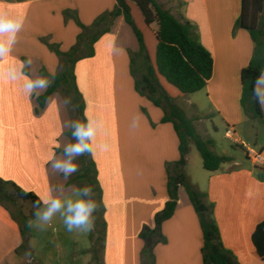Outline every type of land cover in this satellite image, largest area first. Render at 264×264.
Returning a JSON list of instances; mask_svg holds the SVG:
<instances>
[{"label": "crops", "instance_id": "1", "mask_svg": "<svg viewBox=\"0 0 264 264\" xmlns=\"http://www.w3.org/2000/svg\"><path fill=\"white\" fill-rule=\"evenodd\" d=\"M156 1L180 22L190 23L213 57L211 80L196 101L187 100L196 112L195 119L202 122L201 111L210 110L209 116L219 117L232 128L238 141L246 144L245 137L264 154V71L257 84L263 118L246 113L241 105V74L255 49L250 33L238 25L242 0ZM116 5L117 0H0V15L22 22L14 41L8 34L0 37L9 49L0 55V178L41 201L49 195L70 198L78 190L77 184H70L75 174L65 180L50 166L53 159L62 158L63 147L73 143L67 135L73 114L61 89L43 107L39 104L54 81L48 71L55 77L63 71L61 59L48 45H58L68 53L77 44L82 30L66 12L76 14L89 27ZM94 50L93 57L77 62L75 73L86 119L99 124L92 155L106 208L103 262L141 264L145 242L140 233L144 226L155 228L157 214L169 201L166 164L180 160V140L174 125L163 123L164 110L136 90L131 56L139 53L140 46L123 16L113 20ZM13 74L16 79L11 78ZM25 76H46L52 82L29 95L23 90ZM255 122H260L262 131L251 125ZM247 124L256 134L245 132ZM209 139L216 152L215 140ZM230 142L239 150L224 149L217 154L232 157V162L217 172H207L203 186L186 175L214 205L225 248L241 264H264L252 244L256 227L264 221V166L257 167L242 146ZM8 209L0 205V246L9 249L8 256L0 254V263L23 264L14 260L23 244L19 220ZM162 234L166 242L155 246L156 264H203L200 219L183 187L173 217L162 225Z\"/></svg>", "mask_w": 264, "mask_h": 264}, {"label": "trees", "instance_id": "2", "mask_svg": "<svg viewBox=\"0 0 264 264\" xmlns=\"http://www.w3.org/2000/svg\"><path fill=\"white\" fill-rule=\"evenodd\" d=\"M65 15L76 21L82 33L77 44L68 53L60 51L58 45H48L61 59L63 71L54 78L49 91L38 99L41 107L54 92L61 89L65 99L70 100L73 119H86L84 98L77 86L76 64L84 58L94 56L95 43L109 32L114 19L123 16L133 29L140 46L139 53L131 56L136 90L164 110L163 123H172L180 140V160L166 164L169 201L163 211L157 214L155 228L144 226L140 233V238L145 242L141 264H156L154 249L157 244L166 242L162 225L175 213L180 187L185 188L200 219L204 237L203 264H241L223 244L214 215V205L207 202V195L199 191L185 174L190 140L195 143L207 172H217L233 160L232 157L215 153L211 149L212 142L205 141L197 133L193 121L175 105L177 100L203 90L213 76V57L196 38L192 25L180 22L156 0H117L112 12L104 13L89 27L83 25L76 14L66 12ZM238 25L250 33L255 45L253 58L241 74V105L246 113L262 119L257 84L264 71V0H242V14ZM67 135L71 138V130ZM78 162L79 171L71 177L70 184H77L78 189L87 185L93 190L97 208L93 216L92 252L95 259L97 255H101L103 259L107 223L97 164L92 152L80 157ZM0 195L4 198H0L1 202L11 205H14L16 198L33 204L40 200L34 193L2 178ZM26 219H34L33 214ZM23 229L26 230L27 226ZM252 244L257 256L264 261V221L256 227ZM20 250H27V244L24 243Z\"/></svg>", "mask_w": 264, "mask_h": 264}, {"label": "rangeland", "instance_id": "3", "mask_svg": "<svg viewBox=\"0 0 264 264\" xmlns=\"http://www.w3.org/2000/svg\"><path fill=\"white\" fill-rule=\"evenodd\" d=\"M198 93L199 92L180 99L176 103V106L191 118L197 133L200 134L205 141H209L210 137L215 140L217 149L215 153H220L224 149L230 151L239 150V148H235L230 140L225 137L227 127L221 119L216 116H209L208 113H210V110L201 111V109H199L203 114L200 116L202 117V122H199V119H195L197 117V115H195L196 112L188 105L187 100L190 99L196 101L199 95ZM247 125L248 126H245V132L251 135L256 134V131L252 128V126H249L250 124ZM251 125H255L257 130L262 131L260 122H255ZM216 127L217 130L215 129ZM242 140H244L251 148L257 150L255 145L256 143H249L248 139L245 137H243ZM188 155L189 163L185 168V174H187L194 183H199L203 186V183L205 182L204 176L208 174L203 168L202 157L197 150L195 143L191 140L189 141ZM74 194H72L70 198H75ZM0 198L4 199L1 195ZM0 205L4 209L12 208L14 210V215L16 219L19 220L17 224L19 223V230L23 239L22 246L24 243L27 244V250H20L21 246L19 251L15 252L14 260L21 261L23 264L103 263L101 255H97V258L95 259V255L92 252V229L86 232L80 230L68 232L66 231L63 220L59 215H57L53 221L46 226L30 227L28 225L29 219L26 218H29L35 210L32 202L16 198L14 200V205H11V203L6 204L3 201H0ZM25 226H27L26 230L23 229ZM92 228H94V226ZM1 240L3 239L1 238ZM8 252L9 249L0 246V254L8 256Z\"/></svg>", "mask_w": 264, "mask_h": 264}, {"label": "clouds", "instance_id": "4", "mask_svg": "<svg viewBox=\"0 0 264 264\" xmlns=\"http://www.w3.org/2000/svg\"><path fill=\"white\" fill-rule=\"evenodd\" d=\"M22 22L15 18L0 15V37L8 34L9 40L14 41L15 35L21 30ZM9 49L0 39V55L7 53ZM23 75V73H21ZM53 79L55 73L48 71ZM12 79H16L13 74ZM51 80L46 76L39 78H24L23 90L31 95L44 90L51 85ZM70 103V100L65 101ZM99 124L92 119H73L70 123L71 138L74 141L63 147L62 158L51 161V168L61 175L63 179H69L79 171L78 159L86 153L92 152V141L96 136ZM75 198H65L61 195H49L47 198L37 200L34 204V219L28 221L30 227H43L50 224L59 215L68 232L74 230L90 231L93 227V216L97 208L93 190L90 186L80 187L74 194Z\"/></svg>", "mask_w": 264, "mask_h": 264}, {"label": "built area", "instance_id": "5", "mask_svg": "<svg viewBox=\"0 0 264 264\" xmlns=\"http://www.w3.org/2000/svg\"><path fill=\"white\" fill-rule=\"evenodd\" d=\"M225 137L235 144L242 146L245 150L247 158L252 161L257 167L264 166V154L261 151H257L250 146L246 145L244 142L238 141L236 139V133L232 128H227Z\"/></svg>", "mask_w": 264, "mask_h": 264}]
</instances>
